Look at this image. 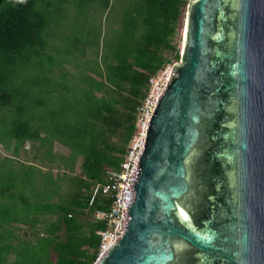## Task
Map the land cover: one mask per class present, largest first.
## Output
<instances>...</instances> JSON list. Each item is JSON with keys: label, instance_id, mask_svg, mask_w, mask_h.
Segmentation results:
<instances>
[{"label": "trees", "instance_id": "trees-1", "mask_svg": "<svg viewBox=\"0 0 264 264\" xmlns=\"http://www.w3.org/2000/svg\"><path fill=\"white\" fill-rule=\"evenodd\" d=\"M189 1H81L89 11L97 4L104 12L118 8V19L105 31L102 24L89 28L57 61L53 29L65 0H0V144L15 161L32 142L34 159L45 161L23 160L38 165L33 184L9 175L0 189L4 198H15L19 185L27 206L7 219L0 264H20L26 248L35 252L33 264H95L97 232L109 227L95 213L110 210L112 198L99 194L90 204L93 188L107 182L109 168L120 169L150 76L181 60L177 39ZM96 32L102 36L99 63L89 52ZM56 142L69 153L56 152ZM30 194L36 202L29 205ZM14 222L35 235L20 239Z\"/></svg>", "mask_w": 264, "mask_h": 264}, {"label": "water", "instance_id": "water-1", "mask_svg": "<svg viewBox=\"0 0 264 264\" xmlns=\"http://www.w3.org/2000/svg\"><path fill=\"white\" fill-rule=\"evenodd\" d=\"M95 264H264V0H190L125 229Z\"/></svg>", "mask_w": 264, "mask_h": 264}, {"label": "rangeland", "instance_id": "rangeland-1", "mask_svg": "<svg viewBox=\"0 0 264 264\" xmlns=\"http://www.w3.org/2000/svg\"><path fill=\"white\" fill-rule=\"evenodd\" d=\"M53 1L57 3L60 0ZM81 1L85 0H65L64 8H62L59 13L55 14L60 17L56 19V24L54 26L55 28L53 29L54 37L52 40L53 43L55 40H58V45H56L54 48V55L57 61H59L60 59L63 60L64 56H67L69 49L72 47L73 40H75L77 37H79L80 40L81 38L83 39V37H86V31H88L89 28H93V30L95 31L98 30V24H102L103 31H105L107 27L113 23V21L118 19V8L115 9L116 12L114 10L110 12H104V9H100L97 4L96 9L94 8L92 9V11H89V7H87L86 5L83 7V9L80 8L81 5H79V3H81ZM100 7H102L101 2ZM68 9L69 11L71 10L70 13H68ZM185 19L186 18L183 19V22L180 26V33L177 39V44L180 48V51H182L183 47ZM92 40H95V43L93 42V45L89 49V52L95 63H99L102 43L101 34L99 32H96ZM175 63H180V61H176ZM66 65L68 68H73L71 64ZM98 68L100 70V66H98ZM43 96L44 98L46 97V95ZM36 150L37 149L35 148L33 143L28 142L26 144V151H20V159L12 161L8 158L11 157V154H13L12 151L6 150L5 147L0 144V189L8 185L9 175H19V179L21 181L22 179H26L32 184L36 181L35 176L38 165H36L35 163L23 161L32 160L44 165L45 163L43 162L45 161L42 162V160L40 161V159H34ZM54 150L63 154L69 153V149L65 145H62L58 142L55 143ZM31 164L34 165L35 168L37 166V168H33ZM31 170L34 172L33 176L32 178H28L27 176L29 175V172ZM17 188L18 191L15 194V198L7 195L4 198V196L0 195V235L8 230V217H13L18 213V211L24 212V209L27 208L26 203L22 199V192H24V189H22V187H20L19 185L17 186ZM30 195V197L33 196V194ZM33 197V199H30V203H28L29 205L36 202L35 196ZM13 225L15 233L19 236L20 239L35 235L34 228H31L28 225H24L18 222H14ZM1 242L2 241L0 240V244H2ZM22 248L23 246L19 247L20 250H22ZM34 253L35 252L32 251L31 248L24 249L22 257L19 258L20 264H33L34 262H31V258L33 257ZM54 257L55 254L52 253L51 258ZM13 258L14 256L12 255L11 259Z\"/></svg>", "mask_w": 264, "mask_h": 264}, {"label": "built area", "instance_id": "built-area-1", "mask_svg": "<svg viewBox=\"0 0 264 264\" xmlns=\"http://www.w3.org/2000/svg\"><path fill=\"white\" fill-rule=\"evenodd\" d=\"M173 66L174 64H170L156 74L150 76L149 89L137 110L136 130L128 144L120 169L115 170L109 168L107 170V182L97 183L93 188L90 204L95 202L99 194L112 198L110 210L97 211L95 213L96 219L106 220L109 224L106 230L97 232L101 236L98 258H100L124 232L131 185L137 173L140 155L145 145L149 121L159 96L163 93L169 82Z\"/></svg>", "mask_w": 264, "mask_h": 264}, {"label": "clouds", "instance_id": "clouds-1", "mask_svg": "<svg viewBox=\"0 0 264 264\" xmlns=\"http://www.w3.org/2000/svg\"><path fill=\"white\" fill-rule=\"evenodd\" d=\"M17 2H19V3H23V2H24V0H17Z\"/></svg>", "mask_w": 264, "mask_h": 264}]
</instances>
